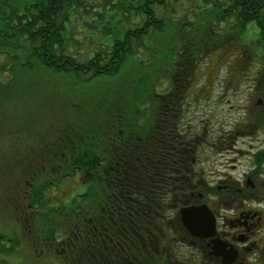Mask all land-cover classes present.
I'll list each match as a JSON object with an SVG mask.
<instances>
[{
    "label": "rangeland",
    "instance_id": "374dc122",
    "mask_svg": "<svg viewBox=\"0 0 264 264\" xmlns=\"http://www.w3.org/2000/svg\"><path fill=\"white\" fill-rule=\"evenodd\" d=\"M86 1L96 3L98 6L92 5L87 7V10L82 9L77 13L70 11V20H74L70 26L74 39L67 45V52L79 55L81 60L90 58L103 45H111L113 35L105 31L107 29L114 31L117 19L115 15H121L120 11H115L114 7L111 9L102 7L100 4H103L104 0ZM195 6L193 2L183 0L175 8L173 16L169 14L170 17L172 16L171 20L177 21L181 16L192 19L195 16ZM126 25L124 21L123 23L121 21L123 28H126ZM227 27H231V23L223 24L222 29ZM172 32L171 24L167 31L160 34L156 40L151 36V38L148 37L145 40L146 47L138 48L136 52L130 54L116 75H101L91 81H80L73 74L56 72L52 68H47L38 58L25 56L10 65L12 71H0V234H5V237L16 234L17 221L12 216L19 212L17 208L19 204L18 199H14L25 194V187L28 185L26 179L33 174L34 180L38 182L36 179L40 176L49 174L48 177L55 180L61 174H66L67 172L62 170V165L72 162L67 161L65 157L58 160L54 156L52 160L51 156L55 151L62 153L61 150L68 155H75L77 151L81 152L77 147L84 140L85 135L82 132H86V135L92 134V139L96 137L95 142L92 141V143H95L93 146L96 152L95 160L99 161L101 168H106V165L110 163L111 151L115 153L116 149L119 152L123 149L124 142L118 137L115 147L112 144L110 149L108 141L110 136L113 135L112 138H115L122 127V132L128 133V130L137 123H145L147 106L151 100L150 93L155 89L163 92L170 86V79L163 76V72L167 74L166 63H162L163 72H160L159 67L147 62L150 55L163 60L168 56L178 55L179 40L175 34H171ZM236 44L237 42H230L224 48L217 47L211 51L190 80L186 81L189 83L184 84L187 86L186 89L180 86L176 96L179 103L175 105L170 115L175 129L174 134H182L184 141L202 132L223 131L224 119L230 114L229 101L234 103L238 100L244 103L251 92L260 65L256 67L255 64L258 62L256 60L253 61L254 64L250 62L251 67L247 71L253 72L248 77L245 74L248 58L240 56L245 55L241 50L235 51ZM256 51L261 53L262 49L257 47ZM20 54L24 55V53ZM4 61L2 60L1 65ZM152 73L154 81H157L154 86L148 77ZM232 86L234 87L231 88ZM245 89H249V92H242ZM232 113L239 115L242 110L239 112L234 109ZM71 128H75L70 134L71 137L64 139L67 136L62 133L63 129ZM125 143L126 147L136 149L135 143L127 139ZM186 147L190 154L191 147ZM185 151L188 154V150ZM215 153L207 144L203 145L199 151V155L206 159L197 168L204 167V175L210 180L212 173L206 167L208 159L211 160ZM15 154H21L22 160L18 162L13 160V166L6 167L5 159L14 157ZM86 156L83 155V159H86ZM41 158L49 166L41 165L39 163ZM188 160L191 162L190 155ZM58 163L61 167L56 166ZM79 170L78 168L67 173L68 176L59 181L50 193L53 199L56 198L55 204L50 206L57 208L50 211H56L57 214L62 215L68 212L76 214L74 210L79 205L78 202L75 200L71 206V203L66 205L67 201L71 200L75 194L86 191L91 185L90 181L87 183L85 177L86 169ZM81 177L86 185L81 183ZM180 177L181 173L178 174L179 179ZM36 182L34 183L37 184ZM93 194L91 190V195ZM187 194L188 192L179 193L180 196L189 198V196L185 197ZM80 200L84 202L85 198ZM190 203L182 199L176 200L175 205L179 207ZM22 207L26 211L28 204L24 203ZM44 207L48 210L42 207L40 209L49 211V206ZM123 215V211L116 214V220L119 223ZM138 222L147 227L144 218L139 219ZM115 228L118 229V225H115ZM179 252H183L186 259L191 250L183 246L182 251Z\"/></svg>",
    "mask_w": 264,
    "mask_h": 264
},
{
    "label": "trees",
    "instance_id": "16d2710c",
    "mask_svg": "<svg viewBox=\"0 0 264 264\" xmlns=\"http://www.w3.org/2000/svg\"><path fill=\"white\" fill-rule=\"evenodd\" d=\"M182 1L104 0L100 4L102 7H114L121 14L115 15V30L105 31L113 35V42L111 45H103L90 58L81 60L79 55L67 52L68 43L74 39L70 29L74 20H70V11L77 13L98 4L87 3L86 0H0V57H3L0 58L1 72L12 71L10 65L25 56L38 58L47 68L73 74L80 81H91L101 75H116L130 54L138 48L146 47L145 40L148 37L156 40L173 25L171 34L178 37V55L168 56L165 60L152 55L148 57L147 64L159 67L160 72H163L162 63H166L167 74L163 72V76L170 79V86L163 92L155 89L150 93L145 123H137L128 133H123L122 127L115 138L110 136V149L112 144L115 147L117 137L120 141L123 140L124 147L120 152L117 149L115 153L111 151L110 163H106V168H101L95 160V143L92 141L95 142L96 137L92 139V134L82 132L84 140L77 147L81 152L77 151L75 155L65 154L70 159L74 157L73 165L86 169L87 183L91 182L90 188L82 195L84 202L76 200L79 205L74 212L86 214L88 218L97 217L101 222L106 220L105 213L115 214V225H118V229L115 228V260L118 258L122 263L133 255H144L149 251L135 246L138 241L134 243L128 238L132 228L136 230L144 227L143 223L138 222L139 219L144 218L145 225L149 227H155V224L159 226V221L167 219L170 227V223L176 222L175 217L169 216V213L176 211V200L189 202L191 199L193 188L188 179L191 178L192 169L186 162L188 156H192L191 153L184 151L183 154L182 187H174L164 180V167L160 161L164 135L169 134L170 138L175 132L170 114L179 103L176 96L180 86L186 89L184 84L189 83L186 81L190 80L208 54L217 47L224 48L230 42H237L235 51L241 50L247 56L257 55V47L264 51V0H189L196 5L195 16L192 19L181 16L177 21L171 20L175 8ZM121 21L127 24L126 28L121 26ZM225 23H231V27L223 30ZM247 56L245 57L248 58ZM2 60H5L3 65ZM148 77L154 86L157 81H154L153 73ZM74 130L75 128L63 129L62 133L67 136L64 139H69ZM126 139L135 143L136 149L126 147ZM56 154L58 160L64 157L61 152ZM83 155H87L85 160ZM71 171L72 168L66 172ZM48 176L49 174L36 179L39 186L32 195H49L52 185H58L63 179L62 174L60 179L57 177L55 180ZM90 189L94 192L93 195ZM181 192H188L185 197L189 198L180 196ZM93 196L97 198L94 199ZM69 203L73 206L74 200H69L66 205ZM84 205L89 207L85 208ZM44 206L49 205L40 203V208L43 209ZM119 211L124 213L120 223L116 220ZM151 255L152 257L147 258L152 261L158 259L153 251Z\"/></svg>",
    "mask_w": 264,
    "mask_h": 264
},
{
    "label": "flooded vegetation",
    "instance_id": "af4514ba",
    "mask_svg": "<svg viewBox=\"0 0 264 264\" xmlns=\"http://www.w3.org/2000/svg\"><path fill=\"white\" fill-rule=\"evenodd\" d=\"M247 57L248 77L253 72L247 71L250 62L254 64L256 60V67L260 65L256 82L244 103L229 101L230 114L224 119L223 131L202 132L188 141L179 133L171 138L165 134L163 138L162 173L164 180L174 187L183 186V154L185 145L191 147V162L186 161L192 169L188 179L193 188L189 205H207L214 218L213 234L193 235L178 212L169 213L171 218H176L170 227L166 219L159 221V226L129 231L128 238L134 243L138 241L135 246L149 251L120 263L118 258L115 260V214H104L103 224L99 218H88L86 214L62 215L41 210L40 203L55 209L50 205L55 204L56 198L50 194L32 195L38 186L31 174L26 179L25 194L14 199L19 204V212L12 216L17 221L16 234L10 237L0 234V264H264V51ZM234 109L242 113L233 114ZM206 144L216 152L206 167L211 170V180L205 177L204 167L197 168L206 159L199 155ZM56 155L55 151L51 159L54 156L57 159ZM13 160L21 161L22 155L7 157L6 167H12ZM44 161L41 158L39 163L45 166L48 163ZM56 166L61 167L59 163ZM73 167L82 170L68 162L62 165V170L66 172ZM24 203L28 204L26 211L22 207ZM141 241L144 244H139ZM183 246L191 250L186 259L179 252ZM152 251L157 260L147 258L152 257Z\"/></svg>",
    "mask_w": 264,
    "mask_h": 264
},
{
    "label": "water",
    "instance_id": "95a60500",
    "mask_svg": "<svg viewBox=\"0 0 264 264\" xmlns=\"http://www.w3.org/2000/svg\"><path fill=\"white\" fill-rule=\"evenodd\" d=\"M180 213L184 225L192 234L207 236L213 233L214 218L205 204L201 206H183Z\"/></svg>",
    "mask_w": 264,
    "mask_h": 264
}]
</instances>
